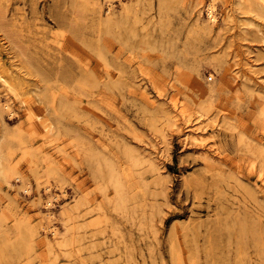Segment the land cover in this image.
<instances>
[{"label":"rangeland","instance_id":"1","mask_svg":"<svg viewBox=\"0 0 264 264\" xmlns=\"http://www.w3.org/2000/svg\"><path fill=\"white\" fill-rule=\"evenodd\" d=\"M0 75V264H264V5L0 0Z\"/></svg>","mask_w":264,"mask_h":264},{"label":"bare ground","instance_id":"2","mask_svg":"<svg viewBox=\"0 0 264 264\" xmlns=\"http://www.w3.org/2000/svg\"><path fill=\"white\" fill-rule=\"evenodd\" d=\"M239 1H241V2L246 1L247 2L249 0H239ZM252 2H253L254 5H259V4L264 5V0H252ZM208 16H209L208 18H209L210 21H212V22L216 21L217 14H216V8H215L214 4H211L209 6V8H208ZM0 81L3 82V84L6 86V88H8L10 90L13 89V87L10 86L9 82L1 75H0ZM22 103L24 104L25 112H29L30 109H29L28 103L26 101H23ZM5 107L10 108V105L6 104ZM42 119L43 118H41L39 115H36V117L33 120H35L36 122L40 121V123L42 124L43 129L45 131H48L51 126L46 121H42ZM177 124L175 123V125H177ZM195 126L196 125L193 122L187 123L186 129H188V132H187L188 134H186V136L188 138L194 140V141L199 142V143H205L204 135H205V132L207 131V129H209V128H207L206 126H203V125L202 126H197V127H195ZM212 127H213V125H212Z\"/></svg>","mask_w":264,"mask_h":264}]
</instances>
